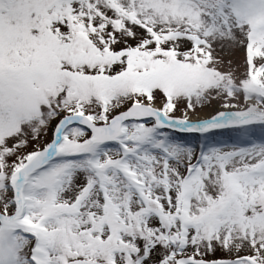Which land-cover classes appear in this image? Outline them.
I'll return each instance as SVG.
<instances>
[{
  "label": "snow or ice",
  "instance_id": "snow-or-ice-1",
  "mask_svg": "<svg viewBox=\"0 0 264 264\" xmlns=\"http://www.w3.org/2000/svg\"><path fill=\"white\" fill-rule=\"evenodd\" d=\"M0 264H264V0H0Z\"/></svg>",
  "mask_w": 264,
  "mask_h": 264
},
{
  "label": "rangeland",
  "instance_id": "rangeland-1",
  "mask_svg": "<svg viewBox=\"0 0 264 264\" xmlns=\"http://www.w3.org/2000/svg\"><path fill=\"white\" fill-rule=\"evenodd\" d=\"M224 55L227 56H232L235 59L239 60L240 64H243L242 56L239 53H230V52H225ZM242 70V69H241Z\"/></svg>",
  "mask_w": 264,
  "mask_h": 264
}]
</instances>
